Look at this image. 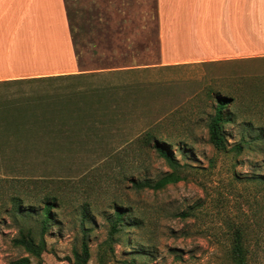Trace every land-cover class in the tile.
<instances>
[{
    "label": "rangeland",
    "instance_id": "obj_1",
    "mask_svg": "<svg viewBox=\"0 0 264 264\" xmlns=\"http://www.w3.org/2000/svg\"><path fill=\"white\" fill-rule=\"evenodd\" d=\"M154 2L65 0L75 13L70 26L83 70H139L104 83L91 75L0 86L2 97L66 94L77 83L89 94L100 84L120 87L64 120L75 138L52 139L47 151L0 146V264L26 256L31 264H72L84 235L88 264H234L239 229L247 264H264V58L158 68ZM216 94L232 99L226 151L208 140ZM145 132L163 140L180 163L178 183L134 187L133 180L154 183L171 172L144 145ZM238 144L240 154L233 151ZM47 198L57 202L38 259L14 239L28 230L38 238ZM116 207L127 220L124 233L111 236Z\"/></svg>",
    "mask_w": 264,
    "mask_h": 264
},
{
    "label": "crops",
    "instance_id": "obj_2",
    "mask_svg": "<svg viewBox=\"0 0 264 264\" xmlns=\"http://www.w3.org/2000/svg\"><path fill=\"white\" fill-rule=\"evenodd\" d=\"M154 1L158 68L264 58V0ZM137 70H83L65 0H0V82Z\"/></svg>",
    "mask_w": 264,
    "mask_h": 264
},
{
    "label": "trees",
    "instance_id": "obj_3",
    "mask_svg": "<svg viewBox=\"0 0 264 264\" xmlns=\"http://www.w3.org/2000/svg\"><path fill=\"white\" fill-rule=\"evenodd\" d=\"M75 14V13H74ZM67 9L69 22L74 16ZM93 16V15H92ZM72 32V30H71ZM93 76V75H92ZM91 75H75V76H59V77H44L35 79H24L15 81L0 82V86H7L16 83L25 82H50L66 79H81L92 77ZM77 86L67 85L68 93L62 91L55 94H26V96L15 97L12 95L0 96V146L2 149L8 146H16L14 148H23L25 150L40 151L41 148L47 151L48 145L53 141H63L77 137V131L65 127L64 120L69 117L82 114L87 103L96 99L102 102L105 96L112 93V90L119 89L118 87H109L107 84L93 86L97 90L92 91V94ZM125 86V85H122ZM112 95V94H111ZM68 97V98H67ZM211 112L207 116L206 128L208 132L209 143L218 151L227 150V134L226 126L234 123L235 119L229 112L232 99L221 94L212 95ZM69 104V106H67ZM143 143L146 147L153 149L159 158L163 159L171 172L165 174L156 182L151 180L136 181L132 183L137 189L150 188L161 190L168 185L178 183L182 178L177 174L180 168V163L174 158L171 150L167 147L163 140H159L152 132L142 134ZM141 137V138H142ZM53 139V141H52ZM40 142V143H38ZM34 143H38L35 144ZM43 143V144H42ZM39 146V147H38ZM11 148V147H9ZM244 146L242 144L235 145L233 151L240 154ZM258 182L262 183V178H258ZM56 199L47 198L43 201L41 231L38 238L32 230L21 231L20 236L14 239V244L23 248L31 256L40 259L46 248L44 239L45 233L53 220V209L56 207ZM31 212L32 209H29ZM127 220V213L122 207H116L113 217L110 219L111 229L110 235L123 232ZM131 229V227H127ZM124 233V232H123ZM125 236V234H124ZM245 240L243 230H237L233 238L231 258L234 264H247V251L245 249ZM91 258L90 247L87 242V236L84 235V240L81 243L80 252H74V261L72 264H88ZM12 264H31L28 256L22 257Z\"/></svg>",
    "mask_w": 264,
    "mask_h": 264
}]
</instances>
